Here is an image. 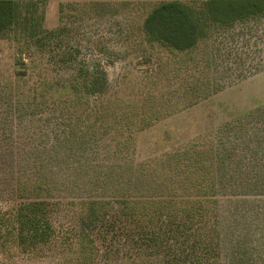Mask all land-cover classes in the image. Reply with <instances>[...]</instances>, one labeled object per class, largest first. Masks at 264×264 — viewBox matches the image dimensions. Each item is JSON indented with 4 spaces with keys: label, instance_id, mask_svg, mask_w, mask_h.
I'll list each match as a JSON object with an SVG mask.
<instances>
[{
    "label": "rangeland",
    "instance_id": "rangeland-1",
    "mask_svg": "<svg viewBox=\"0 0 264 264\" xmlns=\"http://www.w3.org/2000/svg\"><path fill=\"white\" fill-rule=\"evenodd\" d=\"M15 1L14 24L0 34V208L39 184L55 200L86 199L100 173L130 187L136 180L148 194L158 177L142 162L172 163L174 151L197 143L204 152L221 135L240 143L256 134L253 146L263 151L264 18L209 22L195 47L179 51L150 41L146 18L168 1L198 12L208 0ZM109 105L139 130L136 154L132 147L114 153L100 117ZM145 116L152 122L140 131ZM230 195H219L228 243L222 264L231 263V241L248 249L252 264H264V196L245 205ZM65 213L59 222L75 226ZM72 260L54 246L40 256L19 255L14 264Z\"/></svg>",
    "mask_w": 264,
    "mask_h": 264
},
{
    "label": "trees",
    "instance_id": "trees-1",
    "mask_svg": "<svg viewBox=\"0 0 264 264\" xmlns=\"http://www.w3.org/2000/svg\"><path fill=\"white\" fill-rule=\"evenodd\" d=\"M202 5L196 12L178 1L162 3L145 20L148 39L185 51L197 45L209 22L229 26L264 18V0H208ZM17 7L15 0H0V34L14 24ZM115 108H103V133L117 144V155L130 153L131 147L136 154L139 130L136 133L133 122L124 119L128 113L119 114ZM151 119L145 116L140 131ZM78 133L82 136L83 131ZM255 135L247 133L240 143L239 138L221 135L204 152L194 149L199 147L194 143L174 151L172 163L142 162V170L158 177L148 194L140 193L136 180L130 187L109 173L92 177L91 194L79 201L55 200L42 184L32 195L21 192L19 200L0 208V264H14L22 254L40 256L54 246L61 248L65 262L73 259L70 264H222L228 243L219 195L231 193L245 205L259 203L257 197L264 196V149L253 146ZM92 136L89 139H99L98 134ZM114 181L109 193L106 188ZM62 212L77 226L60 223ZM235 244L231 241L230 264H252L248 249Z\"/></svg>",
    "mask_w": 264,
    "mask_h": 264
}]
</instances>
